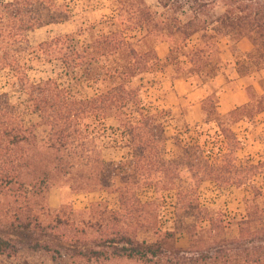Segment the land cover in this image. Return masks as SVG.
<instances>
[{"label": "trees", "instance_id": "16d2710c", "mask_svg": "<svg viewBox=\"0 0 264 264\" xmlns=\"http://www.w3.org/2000/svg\"><path fill=\"white\" fill-rule=\"evenodd\" d=\"M216 4L225 10L208 20ZM158 5L112 0L114 14L99 27L34 47L28 34L70 21V7L57 0H0V72L25 96L14 104L0 95V264H264V161H241L244 141L235 132L240 122L255 123L264 113V81H257L260 91L248 83V102L225 114L220 89L207 93L196 142L184 139L191 132L185 112H153L144 84L136 83L171 68L172 81L206 88L224 68L222 39L230 44L237 75L254 77L264 70V0ZM243 39L251 42L250 52L238 49ZM164 43L169 52L162 59L157 47ZM54 60L70 79L92 83L94 96L81 99L54 79L30 78L34 61ZM26 115L38 122L28 124ZM108 119L117 123L119 161L107 162L102 154L100 130ZM172 121L178 125L171 136ZM40 127L47 132L43 140ZM205 182L246 190L234 237L228 236L225 213L199 203ZM53 188L63 199L66 190L115 194L118 209L105 201L85 210L63 201L54 209L48 201ZM145 189L154 192L153 201L141 200ZM168 195L174 219L165 227L161 201ZM180 234L187 236V247L178 245Z\"/></svg>", "mask_w": 264, "mask_h": 264}, {"label": "rangeland", "instance_id": "374dc122", "mask_svg": "<svg viewBox=\"0 0 264 264\" xmlns=\"http://www.w3.org/2000/svg\"><path fill=\"white\" fill-rule=\"evenodd\" d=\"M57 1L59 4H65L70 7L72 11L71 20L62 24L49 25L31 31L28 34V37L32 46L36 47L49 38L85 30L90 26L99 27L105 17H112L114 14L112 0ZM146 1L154 9L159 10L158 0ZM224 10L225 8L223 4H216L213 11L210 13L208 20L221 15ZM196 41H198V36L194 38L193 42ZM166 45L168 46V44ZM220 46L224 68L222 73L219 75V79L222 80L223 86L226 88L225 93L230 94L220 96L219 109L221 113L225 114L248 102V96L245 88L248 83H252L257 86L258 80L264 81V70L249 80H244L237 75L235 70V59L228 41L226 39H222ZM31 69L32 70L29 71V76L34 82L38 83L42 80L54 79L63 88H66L72 94L81 99L90 98L96 93V88L92 83L74 81L70 79L66 75L63 65L58 60H54L52 62L34 61ZM173 76L174 72L170 68L166 73H158L152 77H145L142 82L138 80L136 83L144 84L146 99L148 102L147 105H149L153 112L159 110H172L177 117H179L182 112H185L186 120L191 126V132L188 136H185L186 138L184 139L186 141L196 142V126L200 124L202 120V98L205 97L207 93H210L218 88L216 85L211 83L206 87V95L204 94L202 96V94H195L190 96L188 89H180L179 91L174 90L171 84V82H173ZM227 78L231 81L229 84L226 81ZM187 82L191 83L190 81ZM12 83V78L8 73L0 72V95L7 94L11 102L14 104L23 103L25 101L24 94L17 90ZM232 87L237 91L238 89L243 90L244 99L236 96L233 97V92L229 89ZM257 88L260 91L258 86ZM25 119L28 124L38 122V117L36 115H26ZM177 125L178 123L176 121L170 122L168 127L169 135L172 136L174 134L177 129ZM116 126L117 123L114 119H108L105 127L100 130L102 154L107 162L119 161L123 155V151L116 143V136L113 131ZM37 132L40 140L46 138L47 132L45 127H40ZM235 132L244 141L243 148L238 152L239 159L241 161H249L253 163L264 161V113L260 114L256 118L255 123L240 122L236 125ZM197 142L202 144L203 140L201 139ZM169 147L172 148L171 143H169ZM210 147L211 144H209V150H211ZM262 182V180H259L260 184ZM52 190H56V188H53ZM246 194L247 192L245 189H238L236 187L221 188L214 183L205 182L199 189V203H201L203 207L225 213L227 220L230 223L228 236L234 237L238 232L237 220L244 212L243 199ZM140 198L143 202H150L155 199V195L151 189H145L140 192ZM63 201L65 205H72L77 210H85L91 203L98 201L107 202L110 209H118L117 196L107 192H96L91 195L74 197L71 192L66 190ZM161 205L163 207L164 214L163 225L165 227H169L174 219V198L170 195L166 196V200L163 202L161 201ZM141 238L150 241L155 240L153 235H143ZM177 242L180 247H187L189 243L187 236L184 234L177 236ZM39 260L44 261V258L39 257ZM4 261L5 262L2 264H16L15 259H4ZM45 263L48 264L47 261Z\"/></svg>", "mask_w": 264, "mask_h": 264}, {"label": "crops", "instance_id": "0c3cea01", "mask_svg": "<svg viewBox=\"0 0 264 264\" xmlns=\"http://www.w3.org/2000/svg\"><path fill=\"white\" fill-rule=\"evenodd\" d=\"M238 43V49L242 52V53H247L250 52L253 48L251 42L248 39H243ZM169 52V47L164 43V44H160L157 47V53L160 56V58L164 59L167 54ZM172 87L174 88L175 91H179L180 89H188V91L190 92V96L195 95V94H202V96L206 93V88H201L198 86H194L191 83L185 81V80H175L173 82H171ZM212 84L216 85L218 89H220L219 92V100H220V96L221 95H230V94H226L225 93V86H223V82L222 80L219 79V76H217L214 81L212 82ZM222 87V88H221ZM233 93V97L236 96L238 98H242L244 99V92L243 90H239L238 91L233 87L229 88ZM231 95V96H232ZM206 97V96H205ZM203 97L202 100L205 98ZM245 104V103H244ZM93 193H88V194H73L74 197H80L83 195H91ZM62 192L61 190H51L49 195H48V201H49V205L50 207L54 208V209H58L61 207L63 200H62Z\"/></svg>", "mask_w": 264, "mask_h": 264}]
</instances>
